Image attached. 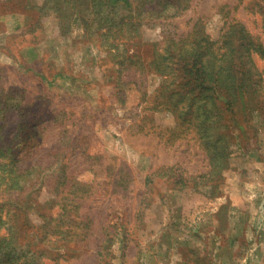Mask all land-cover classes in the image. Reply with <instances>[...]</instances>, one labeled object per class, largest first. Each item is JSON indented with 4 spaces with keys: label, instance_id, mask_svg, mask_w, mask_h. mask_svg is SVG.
<instances>
[{
    "label": "rangeland",
    "instance_id": "374dc122",
    "mask_svg": "<svg viewBox=\"0 0 264 264\" xmlns=\"http://www.w3.org/2000/svg\"><path fill=\"white\" fill-rule=\"evenodd\" d=\"M261 50L264 0H0V264H264Z\"/></svg>",
    "mask_w": 264,
    "mask_h": 264
},
{
    "label": "trees",
    "instance_id": "16d2710c",
    "mask_svg": "<svg viewBox=\"0 0 264 264\" xmlns=\"http://www.w3.org/2000/svg\"><path fill=\"white\" fill-rule=\"evenodd\" d=\"M111 2H112V0H107V4L108 3L110 4ZM86 29H88L87 31H89V25H88V27H86ZM228 38L226 37L220 42L218 50L221 53V56L224 58V62L227 61L226 59H230V61L226 62V67L230 68V69H234L239 64V61H238V59L236 57V49L233 48V47H229L230 45L226 41V40H228ZM256 51H257V49H256ZM260 52H262L261 54L264 53V51H262V50ZM239 68L240 69L244 68L242 63L239 64ZM248 72H250V71H248V70L244 71V73H243L244 80L247 78L245 76H247ZM195 81H200V78L196 77ZM216 86H218V85L216 83H214L213 88L215 87V89H216L217 88ZM244 92H245V90H244ZM254 92H256V91H254ZM224 97L226 99H228L226 102H223V105L226 107V110H224V111L227 113L228 116H230L232 119H234V114H237L236 107L239 106V104H242V103L237 102V99L236 98L233 99V97L231 95L224 94ZM262 97L264 98V95H262ZM262 102L264 104V101H262ZM262 106H264V105H262ZM237 108H239V107H237ZM252 112H253L252 108L247 106L246 115L251 116ZM3 223H6V219L1 217V215H0V249H1V246H2L1 243L9 238V236H2L1 235V229H3L4 225H5V224L2 225Z\"/></svg>",
    "mask_w": 264,
    "mask_h": 264
}]
</instances>
